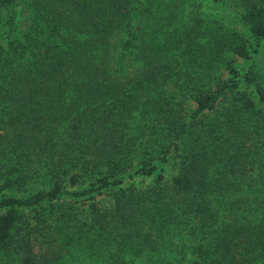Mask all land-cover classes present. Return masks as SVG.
<instances>
[{"label": "trees", "instance_id": "1", "mask_svg": "<svg viewBox=\"0 0 264 264\" xmlns=\"http://www.w3.org/2000/svg\"><path fill=\"white\" fill-rule=\"evenodd\" d=\"M209 1L240 29L204 0H0V264H264V0ZM85 177L111 208L57 200Z\"/></svg>", "mask_w": 264, "mask_h": 264}, {"label": "rangeland", "instance_id": "2", "mask_svg": "<svg viewBox=\"0 0 264 264\" xmlns=\"http://www.w3.org/2000/svg\"><path fill=\"white\" fill-rule=\"evenodd\" d=\"M202 10L205 13L208 14H215L217 13V15H220L223 17V20L225 23H227L228 25H231L233 27H237L238 29H240V27L238 26L237 23H235L232 19H230L227 15H225L224 13L220 12L219 10H217V6L212 4L209 0H204L203 2V8ZM14 12H15V16L16 18L20 19V18H25L26 17V12L23 10V7L21 5V2L19 1L17 4V7H14ZM254 101L257 103V106L264 111V104L258 103L255 99ZM128 184L127 181H125L123 183V185ZM97 185V182L95 180L94 177H85V178H80V182L78 183H74L71 187L66 188L64 187L63 191H69L71 192H80L81 189L84 188H89V187H93ZM140 186L142 184H139ZM34 186H36V188H38V185L35 184ZM115 189V187L110 186V187H106L105 189H95L94 191L90 192V191H84V192H80L79 195H72V194H66L64 192V194H61L58 197V201L59 200H63V201H71L73 202L72 205L74 208H92V206H95L97 208H111V204H112V196H111V192ZM5 195H12L15 197H23L21 192H15L12 190H8L6 192H3ZM55 201L52 200L49 203L45 202L43 204H51ZM26 210H30V208H25ZM2 209H0V213H1ZM87 213V212H86ZM72 264H79L77 262H74Z\"/></svg>", "mask_w": 264, "mask_h": 264}]
</instances>
